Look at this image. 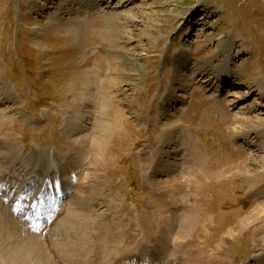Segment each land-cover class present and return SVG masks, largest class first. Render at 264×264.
Segmentation results:
<instances>
[{"label":"rangeland","instance_id":"obj_1","mask_svg":"<svg viewBox=\"0 0 264 264\" xmlns=\"http://www.w3.org/2000/svg\"><path fill=\"white\" fill-rule=\"evenodd\" d=\"M82 50L95 55L87 86L73 72ZM169 91L185 103L168 102ZM242 116L252 120L246 136L236 122ZM0 119L8 197L36 193L45 179L52 187L77 163L101 190L94 216L110 213V232L121 239L115 254L135 251L140 240L152 248L168 226L164 264L180 263L176 238L208 264H264V0H0ZM168 130L205 153L207 174L195 186L182 182L187 165L161 184L169 174L158 157L176 163L189 149L159 154ZM73 184L69 177L62 187L66 199L50 230L25 232L11 220L20 240L47 247L48 231L75 205Z\"/></svg>","mask_w":264,"mask_h":264},{"label":"bare ground","instance_id":"obj_2","mask_svg":"<svg viewBox=\"0 0 264 264\" xmlns=\"http://www.w3.org/2000/svg\"><path fill=\"white\" fill-rule=\"evenodd\" d=\"M108 2H109V0H106V3H108ZM75 22L77 23L79 21H75ZM59 24H61V23H59ZM80 31L81 30H79V28H78L77 29L78 34L82 33ZM72 33H73V31H72ZM69 34H71V33H69ZM79 39L83 40V36L80 37ZM88 54H87V51H83L80 54V63L79 64L76 63L77 65L74 64L75 66L73 67V69H75L73 72L77 73L76 77L79 80V83L81 86H83L84 84L86 85V84L90 83L89 80L84 79V78H87L89 76L94 78L93 75L90 74V72H91L90 64L92 62L91 56H95V55L92 54L91 51ZM176 57L178 58L177 61L181 62L183 67H186L187 61L184 60V57H186V56L182 55V54H177ZM88 74H90V75H88ZM178 76H180V75H178ZM185 76H186V74H185ZM92 78L90 80H92ZM105 88H107V87H105ZM167 97L169 99L168 102H170V101H172V103L176 102L177 103L176 105L178 107H180L182 104L185 103L183 99L182 100L177 99V97L175 96L174 93H172V91L168 92ZM162 107H163L162 109H164V111H166V108L163 105H162ZM15 109H17V108H15ZM178 113L179 112L176 108L172 113L168 114L167 120L169 122H174V120L178 117L177 116ZM251 121L252 120L246 116H242L240 118L239 117L237 118L236 122L239 123L240 125H242L241 127H239L241 129V131L246 130V132H244L245 136L247 134H249V131L251 129L250 127L252 126V124L250 123ZM0 122L4 123L5 121L0 119ZM239 128H237V129H239ZM246 128H250V129H246ZM106 129L107 128L105 127L104 131H106ZM170 130H171V128H170ZM170 130H168V134H167L168 137H166L165 139H162L160 142V145L158 148V150H160L159 154H160V152H161V154H163L167 150V148H172V147H173V153L176 154V152L178 151L176 149L178 147V145L179 146L185 145V146H187V149H188V147H189V149H188V151H186V153H183L184 156L182 158H179L176 163H174V162L171 163L170 161H169V163H165L164 160L162 159V156L158 157L159 158L158 165L164 166V167H166V166L171 167L168 169H166V168L164 169V167L161 168L163 171V173H161V174H165V175L169 174V177L163 179L161 184L166 186V185H169V183H173L172 181L178 180L177 175L183 174V172H182L183 166L187 165L190 168V171L189 172L187 171L189 173V175L183 177L184 179L182 182H190L191 181L192 182L191 185L195 186L196 180L201 181L203 178L205 179V175L207 174L205 172V170H207L206 164H205V153L203 152V150L200 148L199 145H195L190 139L184 138V141L179 143V140L175 139V138H177V137H175V136H177V135H175L176 132H170L169 133ZM185 136H186V134H185ZM3 146L6 148H9V149H12L10 143L5 144ZM184 150H186V149L184 148ZM10 151H15V150H10ZM167 153H169V151H167ZM170 155H168V157H170ZM170 158L168 160H170ZM22 159L23 158L20 157L19 161L21 162ZM148 162H151V161L149 160ZM69 167H70L69 168V173H70L69 177H70V179H72V181H74V184H75L74 190L78 193L76 195V198L74 201L75 205L67 208L65 215L63 217V220L61 221V227L59 229H55L53 234L51 231H48L49 233L47 234L46 233L47 229L43 233V234H45V233L47 234L46 235V237L48 238L47 247L44 246L43 244L39 245L38 243H35L33 241V239H31L32 237L26 236L27 238L24 239L25 242L22 239L20 240L19 236L17 235L18 230L16 229L17 230L16 231L15 229L11 228V227H13V225L12 226L9 225V223H11V220H13V222L15 224H18L20 226L19 228L22 229L23 231L25 230V232H26V230L28 232H31V231L34 232V230L31 229L29 227V225H26V223L22 219L12 217L13 215L10 214L9 211L5 207L2 208V205H0V207H1L0 208V264H164V263H169L170 260H167V257H170V254H171L169 251L170 250L169 243L171 241L169 240V235H168V233H170V231H168V229L166 228L168 226H166V227L163 226L160 228L163 230V232L156 237L155 243L153 241L154 245L152 248H150L149 245H147L144 242L145 240H140L137 243V245L135 246L136 252L130 251V252L125 253L123 255L122 254L119 255V253H120L119 244H120L121 239L118 238L120 240L119 241L116 238V236H115L116 239H114V236H113L114 233L110 232L112 226H111L110 222L106 219L109 217L110 213L106 212L105 214H101V215L98 214V216L100 217V218L98 217L99 219L94 216L96 214V211H95L96 208L101 204L99 200H102L103 196H101L102 194H100V195L98 194V192L101 191L99 187H97V188L92 187L91 184L88 182V178H89L91 171H89L88 169H86L87 167H85L86 171L83 172L82 168H79V166H77V163L76 164L73 163ZM92 167L93 166H91V168ZM67 169H68V166L65 170L66 172H67ZM76 170H77V173L74 176V172ZM65 171L60 172L61 176L55 175L54 180L51 179V184L53 182V186L52 187L49 186V188H51V189L54 188L55 192L53 191L52 193H50L51 189L46 188V190H45L46 193H49L50 195H53V193H54V196L57 197L56 188L59 187V189L62 190V187H65V182L68 181V179H69V177H67V178H65L66 176L64 177L63 173ZM41 173H42V170H41ZM65 175H69V174H65ZM98 182L100 183V181H98ZM1 183L3 184V181L0 182V203H2V204L5 203L3 200L1 201V199H3V198L5 199V201L10 199L13 203L14 198L8 197L11 195L10 190H11L12 185H10V184L8 185L6 183L1 185ZM68 184H69V182H68ZM63 192L65 194V190ZM99 196H101V197H99ZM23 198H24L23 200H25V194H24ZM30 200H33V198L30 199V197H29L28 201H30ZM57 200H59V198H57ZM182 200H185V204L190 205L189 207L192 206L195 209L197 208L195 203L194 202L192 203V201L189 202L187 197H186V199L182 198ZM26 201H27V199H26ZM3 215H4V217H2ZM167 219H168V217H167ZM169 219H171V218H169ZM164 220L166 222L165 218H164ZM181 221H183V220L181 219ZM184 222H185V224H184ZM184 222H183L182 227L187 228V226L190 223V218L188 215L185 217ZM49 223L42 226V229L44 227V228H48L50 230ZM18 225H16V226H18ZM16 226H15V228H16ZM92 228H96V232H93ZM186 228H184V229L186 230ZM171 229H172V226H171ZM50 232L52 235H54V234L57 235L58 236V237H56L57 239H54V236L53 237L49 236ZM25 234H27V233H25ZM35 234H38V233H35ZM32 235H34V234H32ZM67 236H72V239H68ZM173 237H171V239ZM178 237H179V234H178ZM92 239L94 240V251H93V253H90V250L92 247L90 242ZM116 243H119V244L116 245ZM187 243H188L187 241L185 242L184 240H180L179 238L175 239V248L172 251L173 252L175 251L174 255H176V258H177L176 260L180 261L179 264H208V263H206V261H204L198 255H193V251L191 248H189L187 246L188 245ZM163 245H165V246H163ZM171 246H173V245H171ZM112 247H114V248H112ZM171 249H172V247H171ZM115 251H118L119 253L115 254L116 253ZM131 253H134V254L131 255ZM116 256H118V257H116ZM135 260H138L137 263H135Z\"/></svg>","mask_w":264,"mask_h":264}]
</instances>
